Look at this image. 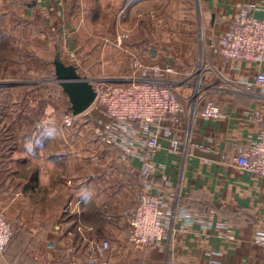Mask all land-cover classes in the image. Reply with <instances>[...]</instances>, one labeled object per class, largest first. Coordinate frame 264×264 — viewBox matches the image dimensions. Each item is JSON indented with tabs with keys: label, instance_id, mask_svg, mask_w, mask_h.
<instances>
[{
	"label": "crops",
	"instance_id": "1",
	"mask_svg": "<svg viewBox=\"0 0 264 264\" xmlns=\"http://www.w3.org/2000/svg\"><path fill=\"white\" fill-rule=\"evenodd\" d=\"M248 4L264 20V0H0V211L41 191L72 206L82 201L85 238L110 240L136 264H264V245L253 242L264 232V178L238 164L260 129L257 113L264 116L256 81L264 63L221 54L222 36ZM165 22L171 45L185 44L176 64L160 44L144 57L181 76L197 65L198 107L161 122L93 107L75 116L56 79L57 55L79 74L88 64L126 68V53L141 57L160 35L147 26ZM131 24L139 31H128ZM209 104L220 108L218 118L205 116ZM148 190L160 197L170 229L165 245L139 247L129 242L124 214Z\"/></svg>",
	"mask_w": 264,
	"mask_h": 264
},
{
	"label": "built area",
	"instance_id": "2",
	"mask_svg": "<svg viewBox=\"0 0 264 264\" xmlns=\"http://www.w3.org/2000/svg\"><path fill=\"white\" fill-rule=\"evenodd\" d=\"M260 11L256 4L245 5L241 8L235 24L222 36L221 54L227 61L264 63V20L256 17V13ZM122 37L126 39L128 35L124 34ZM134 70V76L121 78L123 82L130 81L131 86L130 90L118 89L121 97L117 104L108 102V96L103 94L102 104L109 106L110 115L131 121L144 119L161 122L169 116L177 119L178 115L186 110L185 103L176 90V81L167 77L176 74L174 68L160 63L147 64L136 58ZM121 81L117 85H121ZM256 81L264 90V73H258ZM246 84L250 86L248 82ZM200 85L202 86L201 81L198 87ZM96 91L98 95L95 103L100 96L99 91ZM198 94L199 92L196 93V98ZM204 114L208 118H218L221 112L218 106L209 104ZM256 121L260 124V129L251 153L248 156H240L238 164L252 175L264 178V116L259 112ZM67 213L63 233L67 264H114L111 255L115 247L110 240L85 238L84 232L91 230L81 222L82 201H78L74 206L70 205ZM124 215L130 230L131 244L139 247L166 244L171 218L165 216L157 194L148 190L139 203L126 210ZM57 229L58 232L62 231L61 227ZM12 237V224L0 211V264H8L4 261V255ZM253 242L263 246L264 232H257Z\"/></svg>",
	"mask_w": 264,
	"mask_h": 264
},
{
	"label": "rangeland",
	"instance_id": "3",
	"mask_svg": "<svg viewBox=\"0 0 264 264\" xmlns=\"http://www.w3.org/2000/svg\"><path fill=\"white\" fill-rule=\"evenodd\" d=\"M148 24H150V22ZM179 26H182V24H180ZM130 27L132 28H128V31L133 30L132 24ZM147 29L156 34L160 33V35L154 38L155 41L150 39L147 40L145 52L139 54V56L141 57L135 56L131 53H126V57L123 56V58L127 61L125 63L126 68L124 66L122 68H115L111 65L109 67L104 66V64L102 65V63H100L99 65L88 64L80 69V74L82 77L90 81L96 80V82H94V85H98L96 89L99 91L100 96L98 101L92 106V110L98 108L99 110H104L108 113L109 106L106 104H102L103 94H106L108 96V102L117 104V102L120 101L121 97L118 93V89L125 88L127 90H130L131 82H123L121 81V78H124L125 74H127L130 70L131 74H128L127 78L134 76V73H136V71L134 70V60L132 62V67H128L127 65V63L129 64V61L131 59L138 58L143 62H146L147 64L153 63V61L151 62V58L148 59V57H152L154 55L153 51H155L157 46H159L160 44L162 48L165 49L167 47V49L172 50L171 52L167 51L163 53L162 57H165V59L171 58L173 61L177 60V58L175 57L176 55H178V52L183 47H185V44H182V41H180L182 47L176 46V49L174 44L171 45V38L169 34L170 22H165L164 26H160L159 24H157L155 28L151 29L149 28V26H147ZM177 29L178 28L175 27L173 33H178ZM198 30L199 29L197 28V31ZM133 31H131V33ZM137 31L139 30L134 31L133 33ZM198 33H201V31L199 30ZM181 34L185 35L184 31H181ZM130 38L131 36L128 35V37L124 40L128 42ZM176 38L178 39V37ZM177 39L175 42H177ZM202 42L204 43V40ZM149 49L151 50L148 51ZM154 56H156V54ZM98 59L101 60L100 57ZM174 64H176L175 61ZM200 71L201 70L196 65L194 70L192 72H189L190 76H181V74L177 75V72L176 75L167 76L169 79L176 81V90L180 94L181 99L184 101L187 110H189L190 112L198 107L195 96H197L196 93L200 92L202 88L201 85V87H198L201 74ZM119 81H121V85H117ZM189 83L190 85H187ZM116 108H118V105H116ZM89 118L90 120L95 121L97 119V115L92 114L91 116H89ZM52 199L53 198H51V196L45 198L44 196H42L41 191H38V193L30 197L22 196L21 194H19V196L16 197V203L18 205L15 206V209L12 207L13 202L10 201L9 205L7 202H5L6 207L9 206L12 209L2 208L3 211L1 210V212L12 224L13 229L12 240L9 243L4 255L5 263L67 264L68 258L66 257L64 252L61 251L62 242L64 241L65 236L63 234V238L61 239L57 228L61 227L62 230L65 229V220L67 219V211L70 207V204H68L69 200L67 201V199L65 198L58 201H55L57 198H55V200ZM2 204L5 206L4 203ZM52 244H54L55 246H52ZM115 252L116 251H114L113 253ZM119 252L120 250H118V252H116L115 254H118ZM120 253H123V251H121ZM120 256L123 257V261L118 260V263L115 262V264H136V258L134 255H125V253H123L120 254Z\"/></svg>",
	"mask_w": 264,
	"mask_h": 264
},
{
	"label": "water",
	"instance_id": "4",
	"mask_svg": "<svg viewBox=\"0 0 264 264\" xmlns=\"http://www.w3.org/2000/svg\"><path fill=\"white\" fill-rule=\"evenodd\" d=\"M54 65L56 79L69 97L71 112L78 116L89 110L98 95L94 84L82 77L75 66H66L59 55H57Z\"/></svg>",
	"mask_w": 264,
	"mask_h": 264
},
{
	"label": "trees",
	"instance_id": "5",
	"mask_svg": "<svg viewBox=\"0 0 264 264\" xmlns=\"http://www.w3.org/2000/svg\"><path fill=\"white\" fill-rule=\"evenodd\" d=\"M153 246H155V245H151V246H146V247H153Z\"/></svg>",
	"mask_w": 264,
	"mask_h": 264
}]
</instances>
